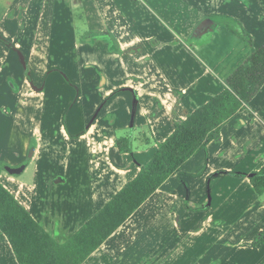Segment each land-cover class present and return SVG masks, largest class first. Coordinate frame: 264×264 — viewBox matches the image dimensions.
Here are the masks:
<instances>
[{"label": "crops", "instance_id": "obj_1", "mask_svg": "<svg viewBox=\"0 0 264 264\" xmlns=\"http://www.w3.org/2000/svg\"><path fill=\"white\" fill-rule=\"evenodd\" d=\"M245 2L253 47L198 30L220 0H0V182L58 242L264 45V0ZM263 167L264 86L83 264H264ZM0 264H18L1 230Z\"/></svg>", "mask_w": 264, "mask_h": 264}, {"label": "trees", "instance_id": "obj_2", "mask_svg": "<svg viewBox=\"0 0 264 264\" xmlns=\"http://www.w3.org/2000/svg\"><path fill=\"white\" fill-rule=\"evenodd\" d=\"M223 25L252 47L251 35L239 22L228 19ZM227 86L178 124L137 177L64 243L52 237L0 182V230L7 236L18 264H83L197 151L218 139L222 126L261 90L264 45L229 76ZM118 144L122 150H130L128 139ZM3 166L0 162V175ZM251 184L258 194L264 193V167L251 177ZM259 242H264V233Z\"/></svg>", "mask_w": 264, "mask_h": 264}, {"label": "rangeland", "instance_id": "obj_3", "mask_svg": "<svg viewBox=\"0 0 264 264\" xmlns=\"http://www.w3.org/2000/svg\"><path fill=\"white\" fill-rule=\"evenodd\" d=\"M148 2V0H146ZM222 1V3L220 5L217 6V11H222V12H217V13H220V14H217V15H212L208 18V20H210V22L207 24H212V23H215L216 25H219L223 28H225L226 30L229 31V29H227L223 23L224 22H227L228 19L231 20V21H234L235 23H238L239 20L236 18V14H234V11H235V8H239V6L243 5L242 2H245V0H220ZM247 3V2H245ZM225 5L228 7V9L230 10V14L226 13L228 12L227 10V7L225 8ZM231 15V16H230ZM207 20V21H208ZM206 22V21H205ZM203 22V24L205 23ZM222 23V24H221ZM240 23V22H239ZM241 24V23H240ZM206 25V26H207ZM242 25V24H241ZM202 26V25H201ZM201 26H199L198 30L201 29ZM243 27V26H242ZM244 28V27H243ZM203 29V28H202ZM245 29V28H244ZM247 31V30H246ZM231 33V31H229ZM248 32V31H247ZM249 33V32H248ZM233 34V33H232ZM251 35V33H249ZM234 35V34H233ZM236 36V35H235ZM238 37V36H237ZM252 37V35H251ZM245 43V42H244ZM246 44V43H245ZM252 44L255 45V42H254V39L252 37ZM249 46V45H248ZM253 47V45H252ZM256 47V46H255ZM257 49V48H254V50Z\"/></svg>", "mask_w": 264, "mask_h": 264}, {"label": "water", "instance_id": "obj_4", "mask_svg": "<svg viewBox=\"0 0 264 264\" xmlns=\"http://www.w3.org/2000/svg\"><path fill=\"white\" fill-rule=\"evenodd\" d=\"M210 22V20L206 21L202 26H201V29L204 28L208 23ZM200 29V30H201ZM5 169L10 173V174H13V175H18V174H21L23 172V170L25 169V166H19L17 168H11L9 166H5Z\"/></svg>", "mask_w": 264, "mask_h": 264}]
</instances>
